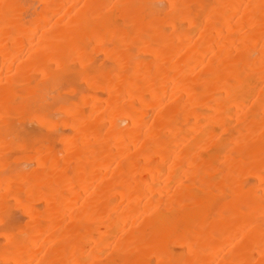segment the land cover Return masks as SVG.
<instances>
[{"label": "bare ground", "instance_id": "obj_1", "mask_svg": "<svg viewBox=\"0 0 264 264\" xmlns=\"http://www.w3.org/2000/svg\"><path fill=\"white\" fill-rule=\"evenodd\" d=\"M0 264H264V0H0Z\"/></svg>", "mask_w": 264, "mask_h": 264}]
</instances>
